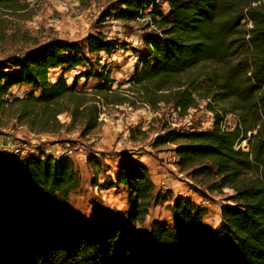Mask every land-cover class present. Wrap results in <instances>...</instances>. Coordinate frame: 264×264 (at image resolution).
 I'll return each instance as SVG.
<instances>
[{
	"label": "trees",
	"instance_id": "obj_1",
	"mask_svg": "<svg viewBox=\"0 0 264 264\" xmlns=\"http://www.w3.org/2000/svg\"><path fill=\"white\" fill-rule=\"evenodd\" d=\"M20 2L0 0V9H18ZM108 10L115 21L148 17L154 26L128 80L126 90L136 98L114 88L107 66L100 65L102 52L111 55L122 45L98 31L79 41L51 39L0 60V120L55 134L68 114L73 126L89 132L103 106L165 103L186 115L205 101L214 113L211 128L168 129L154 146L173 145L179 170L207 191L231 189V205H222L221 226L208 232L207 208L176 195L170 223H155L148 236L129 233L119 218L85 219L72 210L70 198L83 182L72 158L43 149L25 157L0 155V264H264V0H116ZM86 65L98 70L75 75L71 84L64 75L50 78L53 69ZM81 77L97 84L88 91L78 86ZM22 85L29 91L13 96ZM229 114L236 118L231 129L224 124ZM115 184L128 194L126 219L133 225L171 199L133 157L120 161Z\"/></svg>",
	"mask_w": 264,
	"mask_h": 264
},
{
	"label": "rangeland",
	"instance_id": "obj_2",
	"mask_svg": "<svg viewBox=\"0 0 264 264\" xmlns=\"http://www.w3.org/2000/svg\"><path fill=\"white\" fill-rule=\"evenodd\" d=\"M115 1L21 0L18 9H0V60L21 55L51 39L73 42L100 31L108 38L119 40V45H122L111 55L102 52L100 65L105 64L110 71L114 79L113 87L120 86L121 92L132 101L137 95L135 91L126 90L130 87L128 80L139 59L145 55L143 37L153 31L154 26L148 17L135 22L113 20L106 14L110 13L109 5ZM161 5L164 11L168 10L167 2ZM103 14L106 18L100 22ZM96 70L89 65L71 71L60 67L51 70L49 74L52 80L64 75L67 83L71 84L75 75ZM96 84L93 77H81L78 81V86L88 91ZM27 91L29 87L24 85L14 87L12 95L19 97ZM135 104L136 107L129 104L103 106L97 127L89 132L83 131L81 125L73 126L68 114L60 117L65 125L55 134H36L14 119L3 118L0 120V141L24 140L33 151L51 150L53 144H57L55 147L65 145L77 149L79 158L74 157V161L83 182L81 192L71 196L69 205L85 219H94L96 214L105 218H119L126 222L129 233L148 236L155 223H170L171 200L177 193L173 185H178L185 193L177 195L189 197L207 208L203 228L205 224L209 225L207 229L212 230L210 232L215 231L221 226V207L231 205L228 199L233 191H207L197 179L179 170L172 153L173 145L154 146L155 139L168 129L199 131L211 128L214 113L207 108L205 101H200L186 115L176 114L171 104L159 103L155 107L142 105L139 101ZM235 123L236 118L232 114L224 119L229 129ZM241 147L248 150L247 141H242ZM89 157H92L91 160ZM126 157H133L148 167L156 190L171 192L168 195L171 199L154 206L142 225H133L126 219L130 207L128 194L122 186L115 184L119 163ZM194 188L201 189L203 194Z\"/></svg>",
	"mask_w": 264,
	"mask_h": 264
},
{
	"label": "built area",
	"instance_id": "obj_3",
	"mask_svg": "<svg viewBox=\"0 0 264 264\" xmlns=\"http://www.w3.org/2000/svg\"><path fill=\"white\" fill-rule=\"evenodd\" d=\"M155 2H159L158 0H155ZM174 112L178 114V111L174 109ZM51 150H47V152L53 154L56 157H69L73 160L75 158H79V154L77 152V149H74L69 146L64 147H51ZM37 149L34 151L31 150L26 142L24 140H18V141H0V155H7V156H17V157H25L29 155L30 153H36ZM174 156L176 160H178V157L174 153ZM75 157V158H74ZM181 194V193H180Z\"/></svg>",
	"mask_w": 264,
	"mask_h": 264
},
{
	"label": "crops",
	"instance_id": "obj_4",
	"mask_svg": "<svg viewBox=\"0 0 264 264\" xmlns=\"http://www.w3.org/2000/svg\"><path fill=\"white\" fill-rule=\"evenodd\" d=\"M57 144H53L52 146H56ZM172 153L174 154V152L172 151ZM173 188L175 189V191H177V193H176V195L177 194H180V193H183L184 192V190H183V188L182 187H180V186H178V185H173ZM158 190V189H157ZM185 193V192H184ZM204 228H205V230L206 231H212V230H209V229H207L208 227H209V225H205L204 224ZM207 226V227H206Z\"/></svg>",
	"mask_w": 264,
	"mask_h": 264
}]
</instances>
